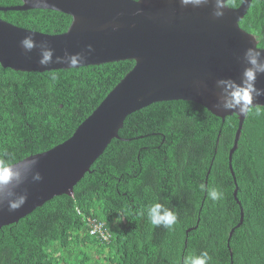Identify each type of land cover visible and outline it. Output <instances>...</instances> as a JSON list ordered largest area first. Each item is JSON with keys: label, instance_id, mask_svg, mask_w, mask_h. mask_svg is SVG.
Listing matches in <instances>:
<instances>
[{"label": "trees", "instance_id": "obj_1", "mask_svg": "<svg viewBox=\"0 0 264 264\" xmlns=\"http://www.w3.org/2000/svg\"><path fill=\"white\" fill-rule=\"evenodd\" d=\"M234 3L229 7L241 0ZM20 4L0 0V7ZM0 19L44 34H62L71 23L64 13L39 9L0 11ZM239 24L264 48V0H253ZM133 66L129 60L45 72L0 66V159L15 164L69 139ZM256 110L245 117L232 154L239 205L228 167L237 117L222 121L189 101L153 103L125 118L119 138L71 196L54 197L0 229V264H181L202 251L210 264H264V108ZM202 184L222 190L223 199L211 201ZM155 203L176 213L175 225H151L147 210ZM240 208L243 222L235 228ZM88 218L104 224L107 242L89 234Z\"/></svg>", "mask_w": 264, "mask_h": 264}, {"label": "water", "instance_id": "obj_2", "mask_svg": "<svg viewBox=\"0 0 264 264\" xmlns=\"http://www.w3.org/2000/svg\"><path fill=\"white\" fill-rule=\"evenodd\" d=\"M19 1L20 5L0 7V11L51 10L70 16L71 23L62 34H44L0 19L1 67L20 72L75 69L55 61L57 58L67 60L77 53L89 56L80 67L127 60L133 61L134 66L69 139L46 152L32 155L36 156L38 164L15 188L17 194L27 193V201L13 213L7 212L6 205H0V229L18 222L54 197L71 196L74 186L110 142L119 138L118 131L125 118L164 101L194 102L222 121L227 116L237 117L228 167L235 186L233 197L239 205L231 160L246 116L222 109L217 100L216 82L227 78L238 81L244 67V51L248 47L258 48L256 38L239 24L253 0H241L236 8L228 6L220 18L213 17L211 0L200 7L183 6L180 0ZM29 34L33 35L37 48L24 54L19 41ZM41 47L52 50L54 63L46 67L39 65ZM256 87L264 88V74L257 77ZM254 103V107L264 108V96L256 98ZM218 138L219 135L216 144ZM37 171L42 177L39 182L32 178ZM209 171L210 168L205 185ZM242 222L240 208L235 228ZM233 231L229 233L227 247Z\"/></svg>", "mask_w": 264, "mask_h": 264}, {"label": "clouds", "instance_id": "obj_3", "mask_svg": "<svg viewBox=\"0 0 264 264\" xmlns=\"http://www.w3.org/2000/svg\"><path fill=\"white\" fill-rule=\"evenodd\" d=\"M209 2L210 0H180L183 6L192 5L194 7H200ZM211 2L214 5V18L222 17L224 9H228V6H235L234 0H211ZM19 45L24 54L30 53L37 48V43L33 39L32 34L24 36L19 41ZM88 48L91 51L90 45ZM38 53L39 65L46 67L54 63L50 48L41 47ZM88 57L86 54L77 53L68 57L67 60L57 58L55 63H66L69 68H77L84 65ZM243 64L244 67L238 81L231 78L217 80L216 86L219 89L217 100L224 111H235L239 115L249 116L258 114V110L254 113V105L256 104L254 100L264 96V88L256 87L257 77L264 74V50H260L255 46L248 47L243 54ZM49 79L54 83L57 77L55 74H50ZM37 164L36 156L17 159L15 164H9L0 159V205H6L7 212H16L25 205L27 193L17 194L15 188L20 185L25 175ZM32 178L37 182L42 179L38 171L34 173ZM200 187L213 202L222 200L224 197L223 191L216 187L208 189L203 184ZM147 216L154 227L171 228L177 222L176 213L161 203H155L149 207ZM211 260L212 257L209 253L202 251L199 255L193 254L182 257L181 264H210Z\"/></svg>", "mask_w": 264, "mask_h": 264}, {"label": "built area", "instance_id": "obj_4", "mask_svg": "<svg viewBox=\"0 0 264 264\" xmlns=\"http://www.w3.org/2000/svg\"><path fill=\"white\" fill-rule=\"evenodd\" d=\"M87 223L89 226V234L92 236H98L100 241L107 242L109 240V233L104 229V224L93 218H88Z\"/></svg>", "mask_w": 264, "mask_h": 264}]
</instances>
